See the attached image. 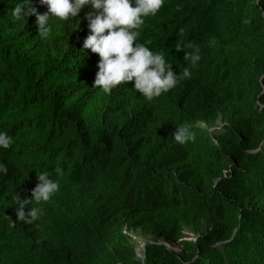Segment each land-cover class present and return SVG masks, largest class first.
<instances>
[{
  "label": "trees",
  "instance_id": "16d2710c",
  "mask_svg": "<svg viewBox=\"0 0 264 264\" xmlns=\"http://www.w3.org/2000/svg\"><path fill=\"white\" fill-rule=\"evenodd\" d=\"M17 3L0 0V131L14 141L0 148V264H264V0H165L138 42L174 73L191 67L177 39L201 59L151 101L133 81L93 87L88 7L41 39ZM177 125L195 139L174 142ZM57 166L59 190L24 209L44 214L17 221L13 196L31 200ZM138 228L156 236L143 255Z\"/></svg>",
  "mask_w": 264,
  "mask_h": 264
},
{
  "label": "clouds",
  "instance_id": "9594fccd",
  "mask_svg": "<svg viewBox=\"0 0 264 264\" xmlns=\"http://www.w3.org/2000/svg\"><path fill=\"white\" fill-rule=\"evenodd\" d=\"M165 0H40L47 6V11L38 12L25 0L27 5L17 3L11 10L14 20L25 21L30 14L35 15L38 36L46 39L51 27L50 18L68 20L78 16L81 9L88 7L85 13L89 33L83 40L82 47L90 49L99 56L98 71L95 73L93 87L99 86L104 93H109L121 83L133 81V88L145 99L151 101L174 88L182 79L191 78V69L197 66L201 59L199 45L192 41L184 42L177 39L174 48L177 52L184 51L183 59L190 60L191 67L179 68L178 73L172 70V64L167 62L163 52L151 50L145 43L138 42L141 26L145 18L155 16L164 5ZM183 33L184 29L178 30ZM215 40L210 41L214 45ZM185 49H192L189 55ZM174 142L185 144L195 139V133L190 126L177 125L172 134ZM13 138L0 131V148L8 149L13 144ZM8 167L0 162V174H6ZM57 179H53L48 171L37 174L38 183L31 190V200L13 196L16 205L17 221L33 224L43 214V209L32 206L24 211L25 206L36 202H47L59 190V178L64 175L60 167L54 168Z\"/></svg>",
  "mask_w": 264,
  "mask_h": 264
},
{
  "label": "rangeland",
  "instance_id": "374dc122",
  "mask_svg": "<svg viewBox=\"0 0 264 264\" xmlns=\"http://www.w3.org/2000/svg\"><path fill=\"white\" fill-rule=\"evenodd\" d=\"M136 233L133 234L134 240L137 242V250L139 255H143L144 244L146 239H155L156 236L150 231L147 234L141 231V228L136 229Z\"/></svg>",
  "mask_w": 264,
  "mask_h": 264
}]
</instances>
